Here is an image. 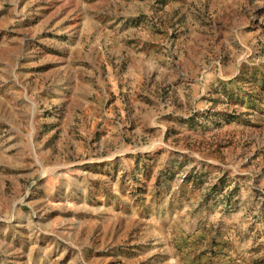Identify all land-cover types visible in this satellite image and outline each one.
<instances>
[{
  "label": "rangeland",
  "instance_id": "obj_1",
  "mask_svg": "<svg viewBox=\"0 0 264 264\" xmlns=\"http://www.w3.org/2000/svg\"><path fill=\"white\" fill-rule=\"evenodd\" d=\"M0 264H264V0H0Z\"/></svg>",
  "mask_w": 264,
  "mask_h": 264
}]
</instances>
